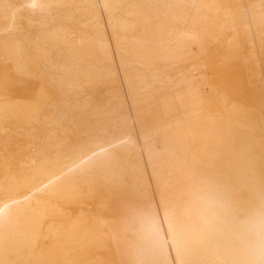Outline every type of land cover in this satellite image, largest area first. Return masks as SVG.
Masks as SVG:
<instances>
[{
    "label": "bare ground",
    "instance_id": "bare-ground-1",
    "mask_svg": "<svg viewBox=\"0 0 264 264\" xmlns=\"http://www.w3.org/2000/svg\"><path fill=\"white\" fill-rule=\"evenodd\" d=\"M254 25L264 27V0H0V119L41 120L50 132L18 168L1 166L8 158L0 159V260L80 264L61 254L71 248L80 255L90 244L111 249L118 264H264L259 139L232 132L229 158L213 172L202 170L204 159L180 141L175 107L165 105L169 129L163 118L149 119L141 73L187 60L193 45L203 54L228 31L236 45L237 32ZM99 66L110 67L105 81ZM11 69L38 79L37 89L16 90L22 81L10 78ZM103 96L105 107L96 101ZM106 114H118L125 131L109 141L80 136L82 117ZM125 175L141 193L139 204L118 216L73 213L90 197L93 181L107 184L116 176L119 182ZM38 236L35 257L42 258L29 262Z\"/></svg>",
    "mask_w": 264,
    "mask_h": 264
},
{
    "label": "rangeland",
    "instance_id": "rangeland-1",
    "mask_svg": "<svg viewBox=\"0 0 264 264\" xmlns=\"http://www.w3.org/2000/svg\"><path fill=\"white\" fill-rule=\"evenodd\" d=\"M231 6L234 8L236 7V4H232ZM220 20L224 21V17H221ZM257 27L262 28V31L255 32L256 34L258 33L256 35V39L259 41L258 44H262V40L260 41V36L261 35L264 36V27L260 25H256V26L254 25V27H252L251 30L255 31ZM76 28L80 29L79 27H76ZM251 30L248 31L247 33L241 32V31H238L237 33H238V36L240 34L242 35L246 34L247 37L252 38L253 33L251 32ZM229 35H230V32L228 31L225 37L222 36L223 37L222 38L218 36L216 39H214L215 42L213 41L214 43L212 45H209V47L205 50L203 54H200L198 49L196 50L197 47L193 45L192 46L193 52L191 51L192 56L190 53V55H188L189 57L187 58V60L184 59L179 64H172V65H164V64L154 65L153 64V65H150L148 69H144L141 71L142 75L146 77L145 85H143L142 88L148 91V94L145 97L146 100L145 101L143 100V101L148 102V104L149 103L151 104L149 113L152 111L156 112L155 117L151 118V116H149V119H154V121L160 119L158 117L157 112H158V107L161 106L162 112H163V116H162L163 124L162 125L165 128L169 129V121H171L172 114L165 109V105H167L169 108L170 106H173L177 110L176 106L177 105L182 106L181 102L185 99L194 98L195 100H199V96L201 94V87L206 83V79L208 81H211L212 83H215L214 85L217 86L218 90L220 89L222 90V88H224L223 86L224 84L221 83L222 81L220 82L219 79L226 78V80H228V83L231 84V86L227 88L230 90L240 89L243 94L244 104L249 109H254V107L256 106V102L254 100V94H253L254 87L252 83L253 84L258 83V81L256 80V78L251 77L252 71H254L253 60L248 59L244 62L235 61L232 64H229L227 66L224 64L217 65L216 61H217L218 48H221L223 46H226V47L232 46L230 44V41L225 40V38H227ZM251 44H254V40H252V43H250V45ZM245 49H246L245 50L246 53H248L250 50L249 45L245 46ZM195 51H198V52H195ZM260 52L261 51H259L258 53ZM236 57L237 56L235 55H224L222 56V59L229 60V59H233ZM99 67L97 68L98 69L97 72L101 76V78L106 77L110 73L109 72L110 67L108 66L107 67L99 66ZM112 73L114 76H112L111 74L112 76L111 79L113 78L115 79L116 73L115 72H112ZM10 78L20 79L22 83L19 85V87L16 86L15 89L20 90V91H26L28 93L33 92L35 89H37L39 85L38 79L34 77H22V76L19 77L17 76L16 73L12 71V69L10 70ZM103 78L102 80H104ZM164 82L167 83L168 85V86H165V88H164V85H165ZM159 88H163V89L160 90ZM157 90L159 91V93H157ZM28 95L30 96V94ZM12 96H13L12 98H16L17 92L15 93L13 92ZM216 96L218 97V94H216ZM217 97H212L214 102H217ZM73 98H76V97H73ZM107 100H108L107 96H103L102 98L96 97L97 103L102 107H105V105L107 104L106 102ZM155 100L157 101L155 102ZM156 106H157V109L155 110L154 107ZM70 108L71 109H68L69 111H67V114L71 115V116L68 115L69 117H73L74 115H76V111L75 109L72 110V107ZM178 109L179 111L177 110V113L181 121L180 127L182 129V136H184L182 137L183 139H181L180 141L182 143H185L188 147H190L187 149V151L191 152L194 150L192 148V143L196 139L195 132H193V128H192L193 121L191 120L193 111L189 107L187 109H182V107L181 108L178 107ZM169 116H171L170 119H169ZM90 118L87 117V119H85L82 117L81 119V121L83 120L82 122H80V125H79L80 126L79 129L81 131L80 136L82 135L81 137L88 136V135L90 136L92 133L93 134L96 133L98 137H101L105 139L106 141H109V139H107L106 137H111V136L113 137L117 134L124 132L126 129V124L122 122V118L118 114H106L102 116L101 118H97V119L96 118L90 119ZM26 120L28 119L27 118H16V117H12L9 119L7 118L0 119L1 138L9 137L8 141H6L5 139L0 140V159L2 158V156L8 158V160L2 161V162L0 160L1 166L10 163L14 168H18L19 165H21L28 159L27 157H30V154H32L33 151H36L42 147L41 143L45 142V139L50 133L49 128L47 127V124L43 123L41 120L38 122H32V123H26L25 122ZM104 122H106V124ZM260 122L263 126L262 128H258V127L247 128V130L249 131V134L251 136L258 138L260 141V144L258 145L259 148L256 151L257 153L259 152V154L262 157V158H258V160L260 161L259 164L262 165L261 169L263 170V173L261 174L264 175V116L262 115L260 116ZM103 126L106 127L105 129L109 130L108 134L107 133L104 134L101 131L100 128H102ZM22 127H26L27 129L24 131L22 130ZM85 131H88V133H85ZM34 136H36V138H34ZM27 137L29 138L31 137V140L28 139ZM185 137L187 138V140L184 139ZM35 144H38V146H36ZM2 150H4L5 152ZM195 154L197 153L195 152ZM200 164H204V162H201ZM127 178H128V175H125V179L123 181L118 182L117 177L112 176L111 182L107 184L97 181V180L93 181L92 182V193L90 197H86V199L82 201L83 204L78 205L73 210V213L76 214L80 210V211L88 212L91 214L98 213V214H101L102 216H107L109 214H114L115 216H118L119 214L123 212V210H128L130 207H133L139 204L140 201L143 199L140 196L141 193L132 189L131 184H134V182L133 181L130 182L131 177H129V179ZM231 193L234 194L231 191H226L224 194L232 195ZM238 194L244 197L247 195V192L242 191ZM229 199L231 198H222L221 200L227 202ZM41 243H42L41 236H38L37 239L35 240V248L33 251L34 254H31L27 258L29 262H30L31 257L33 259L42 258V256L35 257V256H38L37 251L39 250ZM61 256L62 258H65L66 260L67 259L70 260V262L74 261V263L78 262L80 264H118V263H121L119 262L120 260L111 251V249H103V248L95 249V247L91 246L90 244H87L86 247H84L81 250L80 255L76 254V252H74V250H72L71 248H68L67 253L65 254L62 253ZM2 261H3V264L4 263L5 264H19L14 261V258L12 257V255H10L7 260H0V264H2ZM26 264H31V263H26Z\"/></svg>",
    "mask_w": 264,
    "mask_h": 264
},
{
    "label": "crops",
    "instance_id": "crops-1",
    "mask_svg": "<svg viewBox=\"0 0 264 264\" xmlns=\"http://www.w3.org/2000/svg\"><path fill=\"white\" fill-rule=\"evenodd\" d=\"M256 31L260 32L262 31V28L257 27ZM256 31L251 30V32L253 33L252 34L253 39L247 37L246 34L245 35L240 34L238 39L239 41L236 45L234 44L231 47L223 46L219 48L217 50V61H216L217 65L224 64L227 66L235 61L244 62L248 59L253 60L254 71H252L251 77L256 78V80L258 81V83L255 84H253L251 81L254 87L253 94H254V100L256 102V106L254 107V109H249L244 104L243 94L240 89L230 90L227 88L230 87L231 84L228 83V80H226V78L219 79V81L220 82L222 81L221 83L224 84L223 85L224 88H222V90L221 89L218 90L217 86L214 85L215 83H212L211 81H208L206 79V83L201 87V94L199 96V100H195L194 98L185 99L181 102L182 106L179 105L176 106L178 111H179L178 107L180 108L182 107V109H187L189 107L193 111L191 120L193 121L192 128H193V132H195L196 139L192 143V148L194 149L193 151H195L198 154V157L205 160V162L204 160H202L204 164L202 165L200 164L199 166V168H201L202 170L206 168L205 170H208L209 172H213L215 169L221 166V160H224L225 157L229 158V156L227 155L229 151L228 143H230L232 135H236V134L238 135L242 133L249 134L247 128L263 127L260 122V116L261 115L264 116V36L262 35L260 36V41L262 40L263 46L261 52L258 53L257 44L259 41L256 39V35H257L255 33ZM233 39H234V35L231 32L230 35L227 38H225L226 41H230ZM242 40L244 41L243 44H241L243 42ZM252 40H254V44L250 45V43H252ZM248 45L250 47V50L248 53H246L245 46ZM250 53L252 54L251 57H249L251 55ZM224 55H235L237 57L229 60H223L222 56ZM216 94H218V97L216 96ZM212 97H217V102H214ZM233 104L234 106H232ZM226 106L228 107V109ZM242 106H244L245 108ZM232 110L234 111V113ZM155 113H156L155 111L149 113L151 118L155 117ZM157 113H158V117L162 118L163 112L160 106L158 107ZM176 117L177 116H175V118ZM170 118L171 116H169V119ZM223 132L224 134L227 133L225 134V137H227L226 141L224 140L225 137L223 135ZM232 132H235L236 134L235 133L233 134ZM215 141L218 142V143L216 142L217 146L213 145ZM213 146H215L216 148ZM217 148L219 149V151ZM214 151L216 153H214ZM206 156L208 157L205 159ZM209 163H212L213 165ZM213 166H215L216 168ZM219 181L225 182V179L222 178Z\"/></svg>",
    "mask_w": 264,
    "mask_h": 264
}]
</instances>
